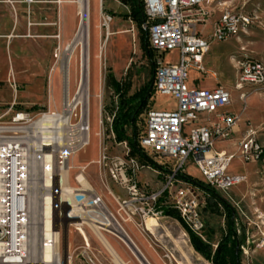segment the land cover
<instances>
[{"label": "rangeland", "instance_id": "rangeland-1", "mask_svg": "<svg viewBox=\"0 0 264 264\" xmlns=\"http://www.w3.org/2000/svg\"><path fill=\"white\" fill-rule=\"evenodd\" d=\"M10 1L0 3V126H13L12 117L16 110L28 113L31 120L44 112H60L65 91V77L61 71L63 48L69 42H79L70 58L69 95L71 100L75 97L76 81L86 67L90 93L89 145L69 159L73 166L69 176L70 185L78 186L74 175L79 167L86 166V180L114 211L109 188L120 195L121 190L106 178L104 170L97 163L104 146L110 156L121 155L126 150L124 140L118 144L116 139L110 137L111 115L124 102L131 100L130 104L135 105L140 96L151 92L142 111L135 118V127H125L128 138L134 133L137 139L143 132L147 110L172 109L176 105L171 95L153 89V60L150 61L148 56V51L152 53V50L145 27L129 15L132 0H89L86 26L82 29L78 25L76 0H35L31 5L24 4L22 0ZM220 3L225 8L228 6L249 14L252 22L245 32L236 37L211 41L210 49L204 57L208 75L191 69L187 84L189 87L211 88L219 83L227 88L231 98L229 109L238 115V124L245 128L249 123L264 149V89L254 84L238 87L236 68V61L243 57L257 58L264 62V0H215L214 8L217 9ZM106 16L111 19L106 21ZM208 28L209 25L202 28L203 32ZM107 29L115 33L107 36ZM73 39L75 41L72 42ZM82 49L86 52L83 59ZM177 57V50L166 51L163 55L166 62H174ZM109 75L120 83L119 92L109 82ZM242 93L245 100H242ZM11 105L13 111H9ZM79 112L77 109L72 122L79 121ZM201 119L203 117L198 121ZM239 139H236L235 146L234 140L230 139L217 142L215 148L224 147L235 153L228 171L242 175L244 180L225 193L215 192L233 210L234 227L240 238L241 263L264 264V153L257 161H242L238 151ZM126 146L131 156L136 157L144 166L139 170L137 179L151 187L161 185L164 181L161 167L163 164L168 165L170 160L156 153H151L149 157L140 149L145 157L132 154L128 140ZM148 158L159 167L152 165ZM184 167L192 178L200 181V173L192 162L188 161ZM155 170L159 172L157 178ZM195 191L199 196V208L204 222V229L201 236H198L215 248L226 233L227 209L217 197V207L211 209L208 204L210 191L198 185ZM153 224L160 231L158 236L143 234L149 250L139 244L146 255L138 248L135 242L137 239L132 240V231L135 235L138 232L129 223L123 226L129 233L130 242L127 237L124 239L135 256L113 235L104 232H100V235L124 264L129 263L121 257L124 255L117 242L131 256L133 262L130 264H151L150 260L155 263L157 259L160 264H211L193 249L187 231L177 219L162 215ZM66 227L59 249L63 258L70 254L71 261L68 264H86L79 255L84 238L90 244L88 253L96 264H117L110 249L90 226H77L79 230L72 225Z\"/></svg>", "mask_w": 264, "mask_h": 264}, {"label": "built area", "instance_id": "built-area-1", "mask_svg": "<svg viewBox=\"0 0 264 264\" xmlns=\"http://www.w3.org/2000/svg\"><path fill=\"white\" fill-rule=\"evenodd\" d=\"M22 1L31 5L35 0ZM140 1L145 14L142 26L147 31L148 44L152 50L153 89L161 94L171 95L176 101L172 109L147 110L143 132L137 138L138 148L147 156L156 153L170 160L168 165L163 164L161 167L164 172L163 183L151 187L137 179L139 170L144 166L136 157L131 156L124 140L126 150L123 154L110 156L104 146L97 160L106 178L123 191L121 195L115 194L109 188L114 203L112 211L120 222L105 204L100 193L96 190H84L77 180V174L84 173L85 168H78L74 175L78 186H71L73 189L66 193L68 196L62 197L57 173L75 152L87 146L88 122L84 124L83 129H79L80 118L78 122L70 121L69 126L63 127L64 141H61V135L57 132L60 127L56 126L55 137L52 136L47 141L50 143L49 148L44 150L46 145L42 144L43 142L36 147L30 144L32 138L29 130L32 137L36 138L30 128L34 120H31L28 113L16 110L12 117L13 126H0V264H44L32 262L30 259L32 220L29 192L32 165L37 169L35 176L39 178L36 180L43 181L47 158L52 164L49 180L54 187L51 183L37 184V191L44 189L52 197L47 228L43 222L45 199L40 194L42 191L36 194L35 199L38 206V246L40 252L44 251L46 246L53 250V261L49 264H64L65 260L68 264L71 261L70 254L63 258L59 249L66 226L72 225L76 229L77 226H89L86 220L91 217L99 219L102 209L118 225L117 228L109 230V234L116 237L131 253L130 246L124 239L125 236L130 238L129 233L123 224H131L142 237L144 233L152 234L146 220L159 219L164 215V209L176 210L181 222L190 231L201 236L204 222L199 208V196L195 191L196 185L183 177L190 175L184 167L188 161L199 171V182L217 192L225 193L244 180L242 175L228 171L235 153L215 148L217 142L232 139L234 128L239 122L238 115L227 109L231 103L229 90L220 84L211 88L189 87L187 80L191 69L203 75L208 73L203 64V56L208 52L211 41L226 40L245 32L252 22V17L243 11L222 8L206 37L201 35L198 25L210 21L215 10V0ZM105 18L109 21L111 17ZM170 50L178 51L177 60L174 62H166L163 59L164 53ZM236 67L241 88L254 84L264 89V62L243 57L236 61ZM241 97L245 100L243 93ZM9 111H13V105ZM113 116L114 113L110 118L109 130L110 137L115 140L111 128ZM200 117H203L202 121L194 124ZM192 123L194 125L188 127ZM118 142L122 144V141ZM238 151L239 158L244 162L257 161L263 156V146L249 123L239 139ZM155 172L157 178L159 172ZM45 233H48L49 237H46ZM89 248L90 244L84 238L79 255L86 264H96L88 253Z\"/></svg>", "mask_w": 264, "mask_h": 264}, {"label": "bare ground", "instance_id": "bare-ground-1", "mask_svg": "<svg viewBox=\"0 0 264 264\" xmlns=\"http://www.w3.org/2000/svg\"><path fill=\"white\" fill-rule=\"evenodd\" d=\"M6 2H11L10 0H7ZM89 0H76L77 7H78V16H79V22L78 25L81 27V29L86 26V21H87V9L89 7ZM76 7V8H77ZM111 19V18H110ZM122 32V31H118ZM115 32L110 31L107 29V36H110ZM9 37H12L9 35ZM76 37V36H75ZM74 37V39H75ZM80 38H82V32L80 33ZM72 40L75 41V40ZM79 45V42L75 43H67L64 48H63V54L61 58V71L64 73L65 77V91L63 95V103L60 109V112H45L42 114H39V116L34 120L32 125H30V128H32L33 134H35L36 138L32 137V133L29 132V135L31 136V142L30 144L34 147L38 146L40 142H43L42 144L46 145L44 146V150L49 148V142H47L49 139H51L52 136L55 137V131H56V126L60 127L57 132L59 133V136L61 137V141H64L63 135V127L69 126L70 121H72V117L76 116V111L79 109L80 113V122L78 124L79 129H83L84 124L88 122V108H89V98H90V93H89V82H88V74L86 72V67L85 69H82L81 76L76 81V92H75V97L71 100L70 95H69V65H70V58L72 55V52L74 48ZM210 48V47H209ZM86 56V52H83L82 49V59L83 56ZM238 87L240 86L237 84ZM97 97V95H96ZM83 131V130H82ZM40 133L42 135H40ZM89 145V131H88V144ZM86 146V147H87ZM85 147V148H86ZM83 148L82 150H84ZM79 152V151H78ZM78 152H75L73 155L77 154ZM72 164L71 162H68L67 164H64L62 167H60L57 175L60 179V188H61V196L66 197L68 196L66 193L70 192L73 188L70 185V170L72 169ZM86 166H81L79 168H85ZM36 167L33 164L31 167V181H30V192H29V209H30V214H31V220H32V226H31V237H30V259L32 262H44V264H49V262L53 261V250H50V246H46V249L42 252L39 250L38 246V226H37V208L38 206L36 205V194L40 193L41 191V196H44L45 199V206H44V226L45 228L48 227L49 224V213H50V201L52 197L49 196L48 192H46L44 189H41L37 191V184L39 185L40 182H42V185H50L54 187V184L50 182L49 180V174L52 171V164L49 163V159L47 158L46 163L44 164V173L45 176L43 178V181H37L36 178H39L35 176L36 173ZM33 172V173H32ZM241 176V175H240ZM244 178V177H243ZM242 178V179H243ZM77 180L80 182L81 186L83 187L84 190L91 192L95 190L88 180H86L84 173H78L77 174ZM106 204V203H105ZM107 205V204H106ZM111 210V209H110ZM112 211V210H111ZM113 212V211H112ZM115 218L120 222L118 216L113 212ZM154 220H159L156 218H148L146 220V225L152 232V234L158 236L160 231L158 228L153 224ZM88 225L99 235V237L102 239V241L106 244V246L110 249L112 252L115 262L117 264H124L121 259L115 254V252L108 246V244L105 242V240L101 237L100 232L108 233L109 230H112V228H117L118 225L116 222L107 214L105 210L102 209V215L101 217L95 218L91 217V219L86 220ZM79 225V224H77ZM46 237H49L48 233H45ZM124 236V235H123ZM126 237V236H125ZM130 237V236H129ZM62 239V237H61ZM128 240V238H127ZM133 240V239H132ZM131 240V244H132ZM66 241V240H65ZM108 242V241H107ZM130 242V239H129ZM134 242V241H133ZM135 243V242H134ZM60 247V246H59ZM134 247V244H133ZM65 248V247H64ZM139 248V247H138ZM136 249V247H135ZM62 250V248H61ZM139 251H141L139 249ZM110 252V253H111ZM138 252V249H137ZM142 252V251H141ZM63 253V252H62ZM144 255V253H143ZM60 257V254H58V258ZM142 257V255H141ZM144 259V256H143ZM57 261V260H56ZM151 263V262H150ZM55 264V263H54ZM64 264H66V260L64 261Z\"/></svg>", "mask_w": 264, "mask_h": 264}, {"label": "trees", "instance_id": "trees-1", "mask_svg": "<svg viewBox=\"0 0 264 264\" xmlns=\"http://www.w3.org/2000/svg\"><path fill=\"white\" fill-rule=\"evenodd\" d=\"M129 15L130 17H132L134 21H137L139 24L141 23V25L145 21L143 5L140 0H132ZM145 43L146 41L143 44L144 46H145ZM148 56H149L150 61H152V53L150 50L148 51ZM152 64H153V61H152ZM153 68H154V64H153ZM109 82L111 83L112 87L115 88L117 92L120 91L121 89L120 83L117 80H115L112 75H109ZM150 95H151V92H147V94H143L142 96H140L139 100H137L135 105L130 104L131 100L128 102H124V104L120 105L117 108V110L114 112V116L111 122V128L115 134L116 141L128 140V143L130 144V147H131V153L132 154L137 153L143 157H145V154H143L139 150L137 146V139L135 138L134 133L131 138H128L125 127L127 125L131 126L132 128L135 127V118L142 111V108L146 104V101L150 97ZM148 160L155 167H159V165L156 164L151 159L148 158ZM183 177L187 181L194 183L210 191V194L208 196L209 197L208 204L211 207V209L215 210L217 207L216 197L219 199V201L222 202L224 207H226L227 209L226 233L217 242L216 247L212 248L210 244L205 243L197 234L190 231L181 222L180 217L176 210L164 209L163 210L164 215L175 218L180 222V224L184 227V229L187 231L189 235V241L193 249L198 254H200L204 259L208 260L211 264H242L240 261V256H239L240 238L234 227V216H233L232 208L229 206L228 203L222 200L220 196H218L215 190L210 189L208 186L202 184L195 178H192L190 175H184Z\"/></svg>", "mask_w": 264, "mask_h": 264}, {"label": "crops", "instance_id": "crops-1", "mask_svg": "<svg viewBox=\"0 0 264 264\" xmlns=\"http://www.w3.org/2000/svg\"><path fill=\"white\" fill-rule=\"evenodd\" d=\"M0 1H3V0H0ZM0 3H2V4H5V3H7V2H0ZM216 8H218V9H215L214 11H213V13H212V15H211V18H210V21H208V22H206V23H204V24H200V25H198V30H199V32L201 33V35L202 36H208L209 34H210V32H211V29H212V26H213V23L218 19V17H219V15H220V13H219V10L220 9H222V8H225V6H223L222 5V3H220V5H218ZM227 8H230V7H228L227 6ZM207 25H209V28L205 31V32H203V29L202 28H204L205 26H207ZM210 49V48H209ZM209 51V50H208ZM208 53V52H207ZM206 53V54H207ZM205 54V55H206ZM205 55L203 56V64H204V57H205ZM254 59H257V58H254ZM257 60H260V59H257ZM260 61H262V60H260ZM263 62V61H262ZM237 68V67H236ZM210 74V73H209ZM208 75V74H207ZM212 75V74H211ZM213 76V75H212ZM217 84H219V83H216V85ZM221 85V84H220ZM215 86V85H214ZM213 86V87H214ZM230 106V105H229ZM229 106H228V110H230L229 109ZM230 111H232V110H230ZM202 120H200V121H198V122H196V123H199V122H201ZM195 124V123H194ZM193 123L192 124H190V126L191 125H194ZM246 128V127H245ZM245 128H242V127H240V125L239 124H237V126L234 128V133H233V137H232V139L234 140V142H233V144H234V146H235V143H236V139H238L239 137H241V135H242V133H243V131L245 130ZM217 149V148H216ZM219 149H225L226 151H228V152H232L231 150H229V149H226V148H224V147H221V148H218V150ZM142 182V181H141ZM114 185V184H113ZM119 193H122L123 194V191H121V192H119ZM155 224H156V222H155ZM137 231V230H136ZM138 232V231H137ZM132 233H133V231H132ZM131 233V234H132ZM130 234V236L133 238V240L135 241L136 239H137V241H135L136 243H137V245L139 246V248L141 249V247H140V245L139 244H142V246L144 247V248H146V249H148L149 250V248H148V246H147V244H146V242H145V239L141 236V234H139V232H138V235H135L134 233H133V236ZM135 238V239H134ZM117 244H118V246L120 247V249L122 250V253H123V255H124V257L123 256H121L119 253V255L125 260V261H127L129 264L130 263H132L133 261H132V259H131V256L128 254V252L126 251V249L124 248V246L123 245H121L119 242H117ZM116 250V249H115ZM142 250V249H141ZM117 251V250H116ZM143 251V250H142ZM151 251V250H150ZM118 252V251H117ZM143 253H144V251H143ZM145 254V253H144ZM146 255V254H145ZM156 257V256H155ZM149 259V258H148ZM157 259V258H156ZM150 260V259H149ZM150 262H151V264H160V262L158 261V259H157V261H155V263L154 262H152L151 260H150Z\"/></svg>", "mask_w": 264, "mask_h": 264}]
</instances>
